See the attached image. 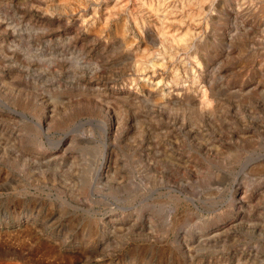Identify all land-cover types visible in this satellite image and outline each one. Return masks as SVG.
Wrapping results in <instances>:
<instances>
[{
    "label": "rangeland",
    "instance_id": "1",
    "mask_svg": "<svg viewBox=\"0 0 264 264\" xmlns=\"http://www.w3.org/2000/svg\"><path fill=\"white\" fill-rule=\"evenodd\" d=\"M8 263L264 264V0H0Z\"/></svg>",
    "mask_w": 264,
    "mask_h": 264
},
{
    "label": "bare ground",
    "instance_id": "2",
    "mask_svg": "<svg viewBox=\"0 0 264 264\" xmlns=\"http://www.w3.org/2000/svg\"><path fill=\"white\" fill-rule=\"evenodd\" d=\"M208 3H210V2H208ZM209 5V4H208ZM100 29V28H99ZM204 100V99H203ZM205 102V101H204ZM207 102V101H206ZM8 264H16V263H8Z\"/></svg>",
    "mask_w": 264,
    "mask_h": 264
}]
</instances>
